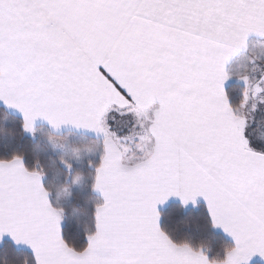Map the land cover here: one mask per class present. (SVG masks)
I'll use <instances>...</instances> for the list:
<instances>
[{
	"label": "snow or ice",
	"instance_id": "1",
	"mask_svg": "<svg viewBox=\"0 0 264 264\" xmlns=\"http://www.w3.org/2000/svg\"><path fill=\"white\" fill-rule=\"evenodd\" d=\"M253 35L264 39V0H0V103L30 138L37 120L94 136L100 197L76 246L44 166L22 151L0 158V257L24 247L26 264L264 260V139L243 111L257 112L264 73L235 74L240 89L227 88V64ZM173 197L201 199L233 246L209 259L174 239L158 210Z\"/></svg>",
	"mask_w": 264,
	"mask_h": 264
},
{
	"label": "rangeland",
	"instance_id": "2",
	"mask_svg": "<svg viewBox=\"0 0 264 264\" xmlns=\"http://www.w3.org/2000/svg\"><path fill=\"white\" fill-rule=\"evenodd\" d=\"M239 57L232 64L231 74H233V78L228 84L237 83L240 85V82L235 78V74L246 72L249 76L255 77L260 73H264V39H260L256 43L253 42ZM253 59H255V63L251 62ZM261 99H264V97L258 96L254 101L258 105L256 113L251 112L250 109L243 111L248 117L249 135L264 139V105H260ZM20 135L29 137L28 134L23 132L20 122L7 116H0V151L14 150ZM31 140L35 143L34 151L37 161H42L50 168V180L56 189L52 193L54 206L65 208L68 216V220L64 222L65 224L74 222L76 213L71 206V201L73 200L72 197L76 198V194L80 192L76 191V186L82 185L83 178L81 175H75L69 186L59 188V185L63 182L61 180L64 177V172L59 168L58 162L61 159L73 161L74 157L78 156L81 163H83L85 152L91 151L93 153L96 148L84 146L83 143L85 142H79L80 139L76 142L68 137H53L47 131L38 128H34V137ZM77 152L80 154L76 155Z\"/></svg>",
	"mask_w": 264,
	"mask_h": 264
},
{
	"label": "trees",
	"instance_id": "3",
	"mask_svg": "<svg viewBox=\"0 0 264 264\" xmlns=\"http://www.w3.org/2000/svg\"><path fill=\"white\" fill-rule=\"evenodd\" d=\"M241 85L230 83L227 88L230 92H235L240 89ZM0 116L10 117L8 113L0 108ZM14 119L12 116L10 117ZM21 123L20 120L17 119ZM251 136V135H250ZM253 137V136H251ZM254 139H259L253 137ZM259 147V145H254ZM35 143L30 137L21 136L12 151L25 152V162L29 166L33 159L37 161L35 151ZM12 151H0V158H6ZM161 228L167 231L174 239L186 240L193 246H203L208 251L209 259L217 254L222 255V250L225 247L233 246V243L226 239L223 235L212 228L208 213L203 205H199L194 209H184L177 203L169 204L161 212ZM62 235L67 242L80 246L86 243L84 234L79 232L72 224L62 226ZM8 244V241H5ZM19 252L13 259H8L6 256L0 257V264H26L27 254L29 252L17 249ZM260 264V263H253Z\"/></svg>",
	"mask_w": 264,
	"mask_h": 264
},
{
	"label": "crops",
	"instance_id": "4",
	"mask_svg": "<svg viewBox=\"0 0 264 264\" xmlns=\"http://www.w3.org/2000/svg\"><path fill=\"white\" fill-rule=\"evenodd\" d=\"M260 39L261 38L254 36V35L249 36V38L247 40L246 48H243V49L239 50L238 52H236L232 56L230 61L228 62V64H227L228 73L231 74L232 64L238 58H240L239 56L241 54H243L244 50L247 49V47L249 45H251L253 42L256 43V41L258 42ZM0 108L3 111H5L6 113H8L10 115V117L12 116L15 120L18 119L22 122V118H21L20 114L18 112H16L15 110L5 108V106L2 103H0ZM34 128L35 129L36 128L43 129V130L47 131L53 137H58V138L68 137L69 139H72L73 141H76V142H77V140L80 139L79 142H85V143H83V144H85L84 146L87 145L88 147H95L96 148V151L93 153L91 151H89L88 153H86L87 151L85 152L86 155H84V158H83L84 162L83 163H81V160H79L80 158L78 156H76V158L74 157L73 161L72 160L69 161L67 159H64L65 161H67L68 163H70L72 165L70 172L60 165V161L58 162L59 168L64 172V177L61 180L63 182L61 185H59V188H61L63 186L64 187L69 186V183L72 181V178H74L75 175H81L83 178L82 185L76 186V191H80V192H78L76 194V196H75L76 198L72 197L73 200L71 201V206L75 210L76 217H75V221L72 223H69V224H72L73 226H75V228L83 234L86 230H92V228H93V211H94L93 204L100 197H99L98 193H94L91 190V187H90L91 182H90V178H89V169H88L87 165H88V161L94 159V157L96 156V153H97V141H96V139L90 133H88L82 129H76V128L71 127V126H65V127L59 128V129H53V128L49 127L47 125V123L40 121V120H37L35 122ZM77 154H80V153L77 152L76 155ZM85 158H87V160H85ZM39 163H41L44 166V170L47 174L46 178L44 179L43 182L45 183L46 186L48 185L49 190H50V194H51L50 199L52 200V193L56 189H55L54 185L52 184V181L50 180V173H49L50 168L48 167V165H46L42 161H40ZM29 166H31V165H29ZM59 180H60V178H59ZM171 203H177V204L181 205L178 198H175V197L169 198L164 204L158 205L159 212H161L163 209H165ZM199 205H203L205 207L204 202L201 199L197 198L196 206H193L191 203H189L187 206H182V207L184 209H194V208L198 207ZM59 208L62 209V221H61V229H62V226L65 225L64 222L68 220V216H67V212H66L65 208H63V206H61ZM159 224L161 227V215H160ZM214 229L217 232H219L221 235H223L226 239H228L229 241L234 243L232 241L231 237L226 235L221 229H219V228H214ZM5 241H7V239ZM19 249L25 250V251L30 253V250H28L24 247H20ZM253 263L264 264V260H261L259 258V256H254L251 259V261L249 262V264H253Z\"/></svg>",
	"mask_w": 264,
	"mask_h": 264
}]
</instances>
